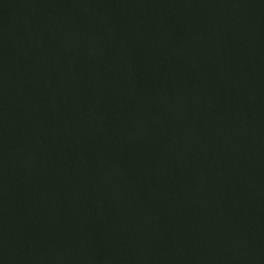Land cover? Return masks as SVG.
Returning <instances> with one entry per match:
<instances>
[{
  "label": "water",
  "instance_id": "95a60500",
  "mask_svg": "<svg viewBox=\"0 0 264 264\" xmlns=\"http://www.w3.org/2000/svg\"><path fill=\"white\" fill-rule=\"evenodd\" d=\"M0 264H264V0H0Z\"/></svg>",
  "mask_w": 264,
  "mask_h": 264
}]
</instances>
